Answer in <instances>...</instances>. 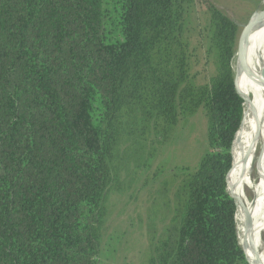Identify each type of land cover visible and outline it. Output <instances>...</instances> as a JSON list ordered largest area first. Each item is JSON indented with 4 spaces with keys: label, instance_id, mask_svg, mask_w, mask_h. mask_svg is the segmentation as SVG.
Returning <instances> with one entry per match:
<instances>
[{
    "label": "trees",
    "instance_id": "16d2710c",
    "mask_svg": "<svg viewBox=\"0 0 264 264\" xmlns=\"http://www.w3.org/2000/svg\"><path fill=\"white\" fill-rule=\"evenodd\" d=\"M196 1L0 0V264H100L118 162L149 169L201 110L208 150L161 183L148 264H249L227 192L249 111L238 25L200 0L207 20L191 26Z\"/></svg>",
    "mask_w": 264,
    "mask_h": 264
},
{
    "label": "rangeland",
    "instance_id": "374dc122",
    "mask_svg": "<svg viewBox=\"0 0 264 264\" xmlns=\"http://www.w3.org/2000/svg\"><path fill=\"white\" fill-rule=\"evenodd\" d=\"M206 2L216 6L238 25L235 59L241 63L246 61L248 33L247 29L243 30V27L255 12L264 10V0H206ZM207 17V4L197 0L191 9L189 18L191 26L206 22ZM255 52V47L253 51L249 48L248 61L254 73ZM200 57L203 58V56ZM232 67L233 69L235 67L234 60H232ZM254 81L244 75L238 78V83L245 88L250 84L255 88ZM253 100L252 95L249 109ZM155 140L153 132L146 135V151L155 143ZM207 150V119L201 110L181 122L170 137L158 145V151L149 169L144 167L139 170L133 161L128 164L118 162L121 168L118 173L120 181L111 189L106 201L107 217L101 228L100 264H148L151 253L148 219L150 223V216L152 218L155 216L154 204L157 202L162 206L168 196L161 191V183L172 179L171 171L174 168L197 165ZM144 154L147 156L149 153ZM158 171L163 173L156 175ZM257 177L261 179V171ZM169 195L172 196V190ZM163 218H165L164 214L156 216L151 221V225L154 224L157 229H160ZM241 235L245 244L249 245V239L244 230Z\"/></svg>",
    "mask_w": 264,
    "mask_h": 264
},
{
    "label": "bare ground",
    "instance_id": "6f19581e",
    "mask_svg": "<svg viewBox=\"0 0 264 264\" xmlns=\"http://www.w3.org/2000/svg\"><path fill=\"white\" fill-rule=\"evenodd\" d=\"M247 33V60L249 48L251 51L253 47L256 48L253 60L256 86L254 88L250 84L246 88L250 89L254 100L243 117V124L233 145L232 189L237 204L236 226L239 245L244 249L249 262L254 264L256 255L259 259L257 264H264V85L258 81H264V13L254 19L247 28ZM246 98L251 100L248 95ZM249 104L250 102L246 103V106ZM258 132L260 136L256 140ZM260 171L262 177L258 179ZM243 230L249 239V245H246L242 238Z\"/></svg>",
    "mask_w": 264,
    "mask_h": 264
},
{
    "label": "water",
    "instance_id": "95a60500",
    "mask_svg": "<svg viewBox=\"0 0 264 264\" xmlns=\"http://www.w3.org/2000/svg\"><path fill=\"white\" fill-rule=\"evenodd\" d=\"M261 13H264V10H258L257 12H255L254 13V15L251 17V19L248 21V23L243 27V30H246L247 28H249L250 27V25L252 24V22L254 21V19L259 15V14H261ZM233 60H234V63H235V67H234V72H235V75H234V86H235V88H236V91H237V93H238V95L241 97V99L243 100V105L245 106V104L246 103H248V102H251V100L250 99H247L246 98V96H245V94L241 91V89H240V87L238 86V83H237V78H239V77H241L242 75H244V76H246L247 78H249V79H251V80H255L256 79V75H255V73L252 71V69L250 68V66H249V61L248 60H246V61H244V62H237L236 61V59H235V57L233 58ZM263 78V77H262ZM260 80V81H259ZM258 81L262 84V85H264V81H263V79H258ZM243 120H244V118H243ZM243 120H242V124H243ZM242 124H241V126H242ZM241 128V127H240ZM259 132L257 133V135H256V140H258L259 139ZM233 145H234V143H233ZM232 150H233V148H232ZM232 168H233V165H232ZM232 168H231V170H232ZM231 170H230V172H231ZM230 172H229V174H230ZM229 174H228V176H229ZM228 178V177H227ZM227 192H228V194L230 195V197L235 201V199H234V197H233V194L228 190V188H227ZM235 203H236V201H235ZM236 206H237V204H236ZM242 248V247H241ZM243 251H244V249H242ZM244 253H245V251H244ZM245 255H246V253H245ZM246 258H247V260H248V262H249V259H248V257H247V255H246ZM257 263H259V259H258V257L255 255V263L254 264H257ZM249 264H253V263H251V262H249Z\"/></svg>",
    "mask_w": 264,
    "mask_h": 264
}]
</instances>
